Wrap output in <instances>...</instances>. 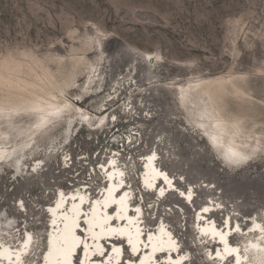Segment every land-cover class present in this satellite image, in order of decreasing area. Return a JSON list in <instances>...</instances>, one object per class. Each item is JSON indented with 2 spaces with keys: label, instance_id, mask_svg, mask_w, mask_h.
<instances>
[{
  "label": "rangeland",
  "instance_id": "1",
  "mask_svg": "<svg viewBox=\"0 0 264 264\" xmlns=\"http://www.w3.org/2000/svg\"><path fill=\"white\" fill-rule=\"evenodd\" d=\"M12 69L25 80L33 79L34 69L44 81L51 74L74 105L31 151L16 152L23 157L15 161L16 173L0 166V219L29 228L37 256L47 230L43 206L56 188L88 186L94 194L104 184L99 166L115 154L136 193L139 158L152 150L181 188L194 186L189 204L174 193L157 203L153 193L142 192L147 224L163 217L183 250H190L191 264H213L194 229L195 209L211 197L224 207L215 212L217 223L226 212L244 227L246 216H264V155L245 167H228L198 130L192 103H180L178 90L209 86L220 113L264 135V0H0V77L15 79ZM104 102L112 123L99 130L76 126V104L98 112ZM68 131L71 141L61 145ZM137 137L140 146L130 148L129 138ZM35 159L44 163L41 173L32 167Z\"/></svg>",
  "mask_w": 264,
  "mask_h": 264
},
{
  "label": "bare ground",
  "instance_id": "2",
  "mask_svg": "<svg viewBox=\"0 0 264 264\" xmlns=\"http://www.w3.org/2000/svg\"><path fill=\"white\" fill-rule=\"evenodd\" d=\"M146 55L152 58L153 53L147 52ZM11 71L15 73V79L9 81L4 76L0 77V166H9L16 173L17 168L14 166L18 165L15 161L22 157L16 152L19 150V153L24 155L31 151L37 146V137L51 127L53 121L66 116L74 105L64 98L65 92L61 87L56 88L55 79L52 80L51 74H44L47 77L44 81L34 69L33 79L25 80L21 78L20 69ZM199 85L193 83L187 89L180 85V103H192L198 130L218 156L224 155L220 157L221 161L227 163L228 167L242 168L259 155H264V135L256 129H251L247 121L225 117L219 112L218 104L211 100V93L215 92H212L209 86L200 88ZM218 85L220 84H217V87ZM214 91H217L216 86ZM203 94H206V97H202ZM190 95L194 96L189 98ZM75 108L78 115L76 126L88 124L92 129L99 130L115 119L111 120L113 114H110L105 102L101 104L98 112L87 110L79 104H76ZM92 113H95V122L91 121ZM26 117L28 119L25 122ZM136 135L138 136L137 133ZM71 138L72 134L68 131L60 144H69ZM128 141L129 147L134 149L142 142L140 137L135 140L129 138ZM56 147L58 145L51 149L53 154H56ZM231 152L240 153L247 158L232 160L229 158ZM116 155H111L99 166L104 184L98 187L94 194L89 191L88 186L56 188L52 202L43 206L48 220L45 246L38 256V243L34 233L27 227L20 228L14 221L9 222L1 218L0 264H65L67 259L76 264L77 257L83 264H128L129 257L135 260L137 256L139 259L135 260V264H191L190 250H183L180 240L163 217H156L152 226L147 224L142 192L153 193L157 203L174 193L189 204L195 199L194 186L190 184L186 189L181 188L176 177L159 166V154L152 150L139 158L142 163L137 173L140 191L136 193L128 179L126 166L119 164ZM65 161L67 162L64 168L67 169L70 166L67 158ZM43 166L44 163L40 159H35L32 163L37 173H41ZM178 179L181 181L180 177ZM17 201L20 208L25 207L23 200ZM174 207L179 211L183 210L179 204ZM204 208L209 211L204 212ZM216 210L223 211L224 207L211 197L196 208L194 214V229L203 245L207 260L213 264H264V216H246L247 224L244 227L240 219L230 212L224 213L221 223H217ZM234 226H238L239 231ZM18 231L22 235L13 239ZM70 234L79 237L86 246L84 251L79 247L73 248V255L68 257L66 247L62 248L61 242ZM233 237L236 238L235 241ZM125 248L128 249L129 256L126 255ZM101 252L106 255L101 257Z\"/></svg>",
  "mask_w": 264,
  "mask_h": 264
},
{
  "label": "snow or ice",
  "instance_id": "3",
  "mask_svg": "<svg viewBox=\"0 0 264 264\" xmlns=\"http://www.w3.org/2000/svg\"><path fill=\"white\" fill-rule=\"evenodd\" d=\"M229 158L232 159V160H240V159H246L247 157H244L242 154L240 153H237V152H231L229 154ZM161 195H163V190H161ZM204 212H208L209 209L208 208H204L203 209ZM237 231H239V227L238 226H234ZM83 235V233L81 234ZM31 239V237H29V240ZM77 241H79V243H77ZM85 242L84 241H80L79 240V237H75L74 234H70L68 235L62 242H61V247H66V255L68 257H71L73 255V248H77L79 247L81 251H84L85 250ZM99 255L101 257H103L104 255H106L105 252H101L99 253ZM219 255V254H218ZM139 257L137 256L135 258V260H138ZM187 259V258H186ZM135 260H133L131 257H129L128 259V264H135ZM65 264H72V261L71 259H67ZM76 264H83V262L79 259V257H77V260H76ZM192 264H195V262L193 261Z\"/></svg>",
  "mask_w": 264,
  "mask_h": 264
},
{
  "label": "water",
  "instance_id": "4",
  "mask_svg": "<svg viewBox=\"0 0 264 264\" xmlns=\"http://www.w3.org/2000/svg\"><path fill=\"white\" fill-rule=\"evenodd\" d=\"M229 161V160H228ZM186 201H188V200H186ZM190 203V202H189Z\"/></svg>",
  "mask_w": 264,
  "mask_h": 264
}]
</instances>
